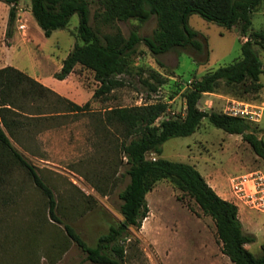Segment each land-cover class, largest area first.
<instances>
[{
  "label": "rangeland",
  "instance_id": "obj_1",
  "mask_svg": "<svg viewBox=\"0 0 264 264\" xmlns=\"http://www.w3.org/2000/svg\"><path fill=\"white\" fill-rule=\"evenodd\" d=\"M87 1L90 25L101 35L119 31L128 37L134 31L140 37H149L156 28L154 16L144 23H96L98 0ZM8 12L9 7L0 2V69L17 68L32 79L40 77L50 90L66 100L80 105L89 103L85 112L57 115L63 105L55 96L19 100L25 113L6 134L52 189L57 215L93 246L110 226L123 221L119 194L129 182L126 160L119 149L124 140L122 126L107 121L108 111L162 101L168 103V110L156 124L169 118H184L182 93L191 82L240 60L246 38L237 27L228 30L192 15L188 25L198 34L201 51L177 49L154 57L141 43L130 59L128 74L121 77L124 86L103 99H93L98 84L92 72L78 66L72 82L54 78L77 42L78 15L70 18L65 30L45 37L30 14V0H22L17 5L12 38H7ZM21 25L23 30L19 29ZM249 32H264V0L252 15ZM253 49L262 69V89L252 91L248 81L240 86L221 84L215 93L203 95L200 109L219 113L228 99L264 103V47L253 44ZM151 73L166 80L163 86H157L156 93L144 85L145 81L156 85L150 79ZM26 113L40 115L27 118ZM256 128L258 138L264 140V125ZM158 157L194 167L224 198H228L230 178L255 171L264 174V161L242 136L227 134L207 119L191 136L166 141L160 156L146 155L148 160ZM146 203L149 213L141 228L130 227L122 241L123 264H231L222 253L213 221L169 180L156 182L146 195ZM239 215L243 231L256 239L246 248L258 257L264 244V215L241 208L238 218ZM0 264H93L67 237L63 226L50 219L46 198L17 165L10 167L6 181L0 184Z\"/></svg>",
  "mask_w": 264,
  "mask_h": 264
},
{
  "label": "trees",
  "instance_id": "obj_2",
  "mask_svg": "<svg viewBox=\"0 0 264 264\" xmlns=\"http://www.w3.org/2000/svg\"><path fill=\"white\" fill-rule=\"evenodd\" d=\"M21 1L0 0L9 7L7 38H12L17 5ZM262 2L263 0H98L100 10L95 12L94 20L102 25L130 20L144 23L152 16L156 18V28L151 36L140 37L131 31L128 37H124L119 31L101 35L92 27L90 4L87 0H30V14L45 37H49L54 31L65 30L70 18L78 15L79 26L75 31L77 42L62 61L60 71L54 74V78L63 81L74 74L78 66L92 72L98 84L93 92V99H103L124 86L121 77L128 74L130 59L141 43L154 57L177 49L201 51L202 46L197 41L198 34L188 25L192 15H199L228 30L237 27L246 41L241 45L240 60L191 82L182 93L186 106L184 118H169L156 124L168 110V103L162 101L112 108L108 111L107 121L122 126L124 140L119 149L126 160L129 182L119 194L122 202L119 212L123 221L110 226L107 233L100 235L93 246H89L70 224L63 222L57 215V203L52 189L41 179L36 168L13 147L6 134V131H11L17 124L21 113H25L24 108L18 104L19 100L55 96L63 105V111L57 112V115L85 112L89 103L78 105L66 100L11 66L0 69V184L6 181L11 166L21 167L46 198L50 219L63 226L67 237L86 254L88 261L93 264H123L124 236L130 227L139 230L148 216L146 195L156 182L169 180L179 191L193 199L203 215L213 221L222 253L231 264H264V244L260 247L261 254L258 257L246 248L256 239L243 231L237 207L220 198L194 167L159 157L154 160L146 158L148 153L160 156L161 146L166 141L191 136L202 120L207 119L212 126L227 134L242 136L256 156L264 161V140L258 138L259 130L255 126L220 112L205 111L198 107L203 95L215 93L221 84L240 86L248 81L252 91L262 89L259 81L262 69L253 44L264 47V32H249L252 15L258 11ZM150 79L156 85L146 81L144 85L151 93H156L157 86L166 83L164 78L155 73L150 74ZM26 115L28 118L38 117L40 114Z\"/></svg>",
  "mask_w": 264,
  "mask_h": 264
},
{
  "label": "built area",
  "instance_id": "obj_3",
  "mask_svg": "<svg viewBox=\"0 0 264 264\" xmlns=\"http://www.w3.org/2000/svg\"><path fill=\"white\" fill-rule=\"evenodd\" d=\"M20 30L24 26H19ZM205 107V106H204ZM221 114L250 123L255 127L264 125V103L255 104L248 101L228 99ZM228 200L237 209L255 211L264 215V174L255 171L230 178Z\"/></svg>",
  "mask_w": 264,
  "mask_h": 264
},
{
  "label": "crops",
  "instance_id": "obj_4",
  "mask_svg": "<svg viewBox=\"0 0 264 264\" xmlns=\"http://www.w3.org/2000/svg\"><path fill=\"white\" fill-rule=\"evenodd\" d=\"M3 68V67H2ZM60 68H61V66H60ZM15 69H17V68H15ZM18 70V69H17ZM20 71V70H19ZM72 76H73V74H71V75H69L65 80H63L64 82H69V81H71V78H72ZM34 79L36 80V81H38L39 83H41L43 86H45V87H47V88H49V85H47L40 77H34ZM72 82V81H71ZM96 87V86H95ZM59 93H61V94H63V92H61V91H59ZM92 94V93H91ZM64 95V94H63ZM65 95H67L66 93H65ZM93 95V94H92ZM78 105H80V104H78ZM212 189H213V187L212 186H210ZM215 191V190H214ZM216 192V191H215ZM216 194L220 197V198H222L223 200H228L227 198H224L222 195H220L219 193H217L216 192ZM239 219H240V221H241V218H240V215H239Z\"/></svg>",
  "mask_w": 264,
  "mask_h": 264
}]
</instances>
